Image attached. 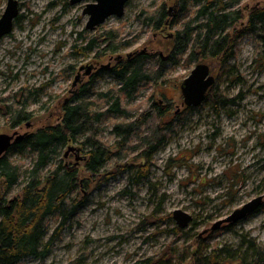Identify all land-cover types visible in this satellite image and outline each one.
I'll return each mask as SVG.
<instances>
[{
    "label": "rangeland",
    "instance_id": "374dc122",
    "mask_svg": "<svg viewBox=\"0 0 264 264\" xmlns=\"http://www.w3.org/2000/svg\"><path fill=\"white\" fill-rule=\"evenodd\" d=\"M2 1L0 16L7 0ZM93 1L20 2L13 31L0 41V133H33L58 122L65 100L73 97L72 83L81 65L97 66L79 85L87 89L81 99L106 110L122 85L112 72L118 63L113 57L121 55L127 60L129 53L147 50L157 66L169 58L175 61L167 63L159 81L122 95L129 116H108L103 123V140L119 154L99 174L87 171L88 154L77 143L72 145L80 148L78 153L66 155L68 147H64L57 160L42 169L44 176L59 160L78 168L80 182L87 180L77 191L79 198L85 197V204L61 231L48 255L29 256L18 264H146V259L158 258L170 247L177 251L195 243L203 230L264 192V36L242 33L250 9L255 5L264 7V0H234L232 7L244 13L231 30L241 33L237 53L227 62L218 58L201 61L210 64L216 82L208 99L194 109L183 105L181 84L199 62L190 59L189 47L179 54L183 43L176 35L187 22L194 26L199 20V3L190 2L183 11L177 0H130L123 16H110L91 31L86 28L88 15L83 11ZM163 5L168 15L164 27L156 29L148 16ZM166 20L170 22L168 27ZM108 30L115 32V52L106 49L110 42L105 36ZM92 40L95 45L89 47ZM30 90L40 93L30 97L27 107L32 126L28 129L24 122L13 127L1 111L5 99L11 96V102L17 94L24 100ZM222 95L234 101L217 103L216 97ZM154 104L170 113L166 112L165 117L155 114L150 125L145 124L139 132L144 135L175 118L173 131L152 155L148 181L133 185L130 176L148 164L141 156L145 148L143 135H134L120 147L110 130L142 117ZM11 158L25 167L32 163L31 156L16 151ZM21 188L22 184L14 186L9 196L18 194ZM177 209L193 215L186 228H180L173 217ZM58 224L57 217L49 221L47 238ZM201 238L204 251L227 247L234 252V258L225 264H242L244 257L248 264L253 254L248 249L250 241L257 247L264 246V204L238 223L224 224ZM173 264L201 263L190 256L187 261Z\"/></svg>",
    "mask_w": 264,
    "mask_h": 264
},
{
    "label": "trees",
    "instance_id": "16d2710c",
    "mask_svg": "<svg viewBox=\"0 0 264 264\" xmlns=\"http://www.w3.org/2000/svg\"><path fill=\"white\" fill-rule=\"evenodd\" d=\"M2 2L0 0V6ZM190 2L199 3L197 9L199 20L194 26H191L189 21L184 29L177 31L176 36L183 43L179 48V54L186 53L189 47L192 61L201 62L218 58L227 62L233 58L237 53V42L241 33L236 30L232 33L231 30L244 18L243 11L232 7L234 0H177L183 11ZM155 13L149 15L148 20L156 29H162L168 10L163 5ZM242 33L264 36V7L256 6L250 9ZM105 36L110 40L106 49L115 52L118 48L113 43L115 32L108 30ZM93 43L95 45L94 40L89 47ZM151 61L149 54L141 52L131 59L116 64L112 72L120 78L122 85L118 89L119 94L113 97L111 105L106 110L97 109L93 101L81 99L87 90L86 87H82L63 105L58 122L29 133L22 140L15 142L0 158V264H18L29 256L43 258L51 251L61 231L69 225L80 207L85 204V197L79 198L77 191L80 183L85 185L87 180L80 182L79 169L62 160H59L56 167L44 176L41 175L42 169L53 160H57L62 148L77 143L81 144L88 154L87 171L92 175L99 174L107 163L119 154L103 140L102 134L105 131L103 123L108 116H129L130 112L122 105V95H131L143 84L159 81L164 77L167 63L175 60L173 58L162 60L161 65L158 66ZM39 95L38 90H30L24 100L15 94L13 101L8 102L11 96L7 97L1 110L7 123L17 127L30 120L32 114L27 110L30 97ZM210 95L211 93L208 92L206 99ZM215 101L227 105L234 100L222 95L217 96ZM194 108L187 106V109ZM166 112L169 114V109H160L154 104L142 117L115 125L110 130V134L114 135L117 143L123 147L124 143L129 142L134 135H143L139 130L145 124H149L155 114L165 117ZM173 120L175 118H171L164 126L153 127L150 132L142 136L145 148L141 156L148 164L130 176L133 185L148 181L149 162L152 155L168 139V133L173 131ZM176 121H180L179 117ZM14 151L21 156H31L32 163L25 167L20 161L12 159L11 154ZM18 184H22L19 193L9 196L12 188ZM260 209L261 207L256 211ZM54 217L58 218L59 224L53 234L47 238V224ZM176 228L181 231L180 228ZM201 236L199 234L195 243L183 245L177 251L170 247L158 258L149 257L146 259V264H173L174 261H187L190 256H194V259L201 264H225L228 259L234 258V252L227 247L221 249L213 247L211 251H204ZM191 246H194V249H191ZM263 247H257L250 241L248 249L253 250V254L248 264H264L262 263ZM244 259L242 264H246L247 260Z\"/></svg>",
    "mask_w": 264,
    "mask_h": 264
},
{
    "label": "water",
    "instance_id": "95a60500",
    "mask_svg": "<svg viewBox=\"0 0 264 264\" xmlns=\"http://www.w3.org/2000/svg\"><path fill=\"white\" fill-rule=\"evenodd\" d=\"M23 0H7L2 15L0 16V41L12 32L15 20L20 13V2ZM83 0H71L72 4H77ZM130 0H94L87 3L84 7V14L88 15L86 28L88 30H96L98 26L103 24L110 16L121 17L125 13L126 6ZM256 6H253L255 8ZM135 52L129 53L131 57ZM118 58L123 56L119 55ZM93 65H88V73ZM216 77L212 74L211 66L207 62H199L195 65L191 73L184 79L181 84V90L184 98L183 105L188 107H197L201 105L207 98L210 88L215 84ZM25 126L29 129L32 122L28 120ZM29 135V131L20 133L18 130L10 133H0V158L13 146L17 141L22 140ZM80 151V148L70 145L66 151V155L70 152ZM264 204V192L244 203L241 207L233 210L229 215L220 218L214 224L206 228L200 235L207 234L222 228L224 224L238 223L245 219L248 215L254 213ZM173 217L180 228H186L193 220V215L177 209L173 212Z\"/></svg>",
    "mask_w": 264,
    "mask_h": 264
},
{
    "label": "flooded vegetation",
    "instance_id": "af4514ba",
    "mask_svg": "<svg viewBox=\"0 0 264 264\" xmlns=\"http://www.w3.org/2000/svg\"><path fill=\"white\" fill-rule=\"evenodd\" d=\"M255 6H257V5H255ZM252 8H253V7H252ZM252 8H251V9H252ZM18 16H19V15H18ZM17 18H18V17H17ZM17 18H16V20H17ZM16 20H15V22H16ZM169 24H170V22H169L168 20H166V22H165L166 27H168ZM14 26H15V24H14ZM97 28H98V27H97ZM13 29H14V28H13ZM12 31H13V30H12ZM170 36L172 37L173 34H171ZM146 51H147V50H143V51H141V52L146 53ZM141 52H140V51H136L131 57H128V56H127V59H131L132 57H134L135 55H137L138 53H141ZM113 58H114V60H116L118 63H119V62H122V61H125V58H124V57H122V58L113 57ZM89 65H93V67H92L93 70L97 67V66L94 65V64H89ZM92 69L90 70V72L92 71ZM111 70H112V68H111ZM90 72L88 73V64H86V65H81V66L79 67L78 71H77L76 74H75L74 81H73V83H72V87H73V89H71V94L75 95V94L80 90L79 85H80V84H83L85 77L88 76V74H90ZM91 74H92V73H91ZM69 99H70V98H67V99L65 100V103L68 102ZM230 224H234V223H230Z\"/></svg>",
    "mask_w": 264,
    "mask_h": 264
}]
</instances>
